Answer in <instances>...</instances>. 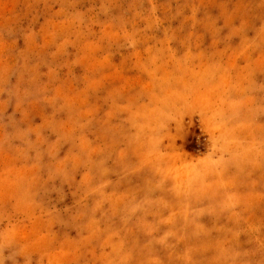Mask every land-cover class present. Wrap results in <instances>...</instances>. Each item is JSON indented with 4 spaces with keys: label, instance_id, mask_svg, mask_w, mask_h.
Segmentation results:
<instances>
[{
    "label": "rangeland",
    "instance_id": "374dc122",
    "mask_svg": "<svg viewBox=\"0 0 264 264\" xmlns=\"http://www.w3.org/2000/svg\"><path fill=\"white\" fill-rule=\"evenodd\" d=\"M0 264H264V0H0Z\"/></svg>",
    "mask_w": 264,
    "mask_h": 264
}]
</instances>
